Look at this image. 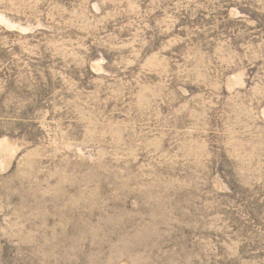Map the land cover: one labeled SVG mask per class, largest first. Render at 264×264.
Instances as JSON below:
<instances>
[{"label":"rangeland","instance_id":"1","mask_svg":"<svg viewBox=\"0 0 264 264\" xmlns=\"http://www.w3.org/2000/svg\"><path fill=\"white\" fill-rule=\"evenodd\" d=\"M0 264H264V0H0Z\"/></svg>","mask_w":264,"mask_h":264}]
</instances>
